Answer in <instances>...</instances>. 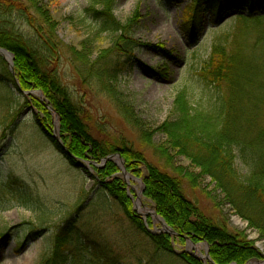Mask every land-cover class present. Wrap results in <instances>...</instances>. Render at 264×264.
<instances>
[{"label":"rangeland","instance_id":"1","mask_svg":"<svg viewBox=\"0 0 264 264\" xmlns=\"http://www.w3.org/2000/svg\"><path fill=\"white\" fill-rule=\"evenodd\" d=\"M177 2L119 0L115 16L120 21H126L136 10L139 11V21L134 30L138 48L132 56L119 58L109 53L117 36L100 33L93 13L88 12L93 7L92 0H44L57 23L56 34L61 46L60 55L53 61L49 60L50 69L55 70L58 79L67 87L93 137L102 143H113L119 148L126 146L139 152L150 164L171 174H176L174 169L192 171L191 162L184 157H175L172 161L174 169L168 168L167 160L154 152L138 129L124 120L116 103L95 84L93 70L80 67L81 63L74 60L69 48L77 49L79 55L87 53L93 68H104L107 63L110 66L125 65L126 69L117 82L119 92L144 123L145 130L151 135L149 141L154 145L164 144L166 137L157 129L174 120V100L181 90L188 92L190 101L199 109H208L209 101L215 102L213 88L207 87L200 78L213 45L227 36L230 44L236 38L242 41V37L247 36L243 26L233 18L236 13L223 8L217 14V23H211L209 10L203 14L200 25L196 26L198 40L195 41L183 30L186 11L192 1ZM255 4L262 5L264 11V0H255ZM96 9L100 7L96 6ZM243 13L247 14V10ZM15 33L24 41L34 39L32 30L18 19ZM5 62L9 67L8 61ZM15 82L19 91H15L12 85L5 90L0 86V115L2 105L13 100L12 94L24 100L21 105L29 102L30 106L17 108L22 110L20 118L7 133L3 134L0 128V238L4 236L0 245V264H43L44 259L51 256L56 235L67 224L82 232L84 239L80 242L82 248H86L79 255H72L69 264H138L151 248L124 209L95 180V167L103 166L89 161L92 165L80 162V167L73 166L54 138L57 128L61 138L60 117L58 125H54V115L40 102L38 93L41 92L23 91L19 81L15 79ZM33 100L39 101L52 115L50 130L40 123L44 116L31 105ZM45 101L49 104L46 98ZM116 162L117 165L119 161ZM121 162L117 165L118 174L127 185L132 212L142 218L145 227L147 223L146 229L150 232L164 233L158 219L150 215L155 208L144 197L143 179L126 169L130 177L140 181L128 179L119 167L124 165ZM237 166L243 174L247 172L240 161ZM195 172L198 174L200 171ZM10 176L15 179V184L9 183ZM184 190L188 199L216 224L226 226L230 232L243 233L252 242L262 258L248 264H264V239L236 214L225 195L220 190L216 191L210 178L200 179L195 187L185 181ZM147 219L151 221L150 227ZM169 235L174 239L178 237ZM186 240L183 245L177 241L174 243L176 254L196 255L194 257L205 264H211L197 257L205 255L208 245L194 244L189 238ZM120 256L125 259L117 261ZM142 263L147 264L146 260ZM165 264L178 263L169 261Z\"/></svg>","mask_w":264,"mask_h":264},{"label":"trees","instance_id":"2","mask_svg":"<svg viewBox=\"0 0 264 264\" xmlns=\"http://www.w3.org/2000/svg\"><path fill=\"white\" fill-rule=\"evenodd\" d=\"M92 1L93 7L88 12L93 13L98 31L117 36L109 53L119 58L132 56L138 48L134 30L139 21V11L136 10L123 22L115 16L119 0ZM186 1H192L186 11L183 29L188 37L192 36L197 41L196 26L200 25L203 14L209 10L211 23H217V14L223 8L236 13L233 18L243 26L247 36L242 37V41L236 38L231 44L227 36L213 45L200 78L207 87L213 88L215 102L209 101L208 109H199L190 101L188 92L181 90L174 100V120L157 129L166 137L164 144L154 145L149 141L151 135L145 130L144 123L119 92L117 82L126 69L125 65L110 66L107 63L104 68H93L87 53L79 55L73 47L69 48V53L81 63L80 67L93 70L95 84L116 103L124 120L138 129L154 152L167 160L168 168L174 169L172 161L175 157H184L191 162L192 171L174 169L176 174L165 172L150 164L139 152L126 146L119 148L113 143H102L93 137L67 87L58 79L55 70L50 69L49 60L53 61L60 55L61 46L56 34L57 23L44 0H0V48L15 56V75L0 56V86L5 90L12 85L15 91H19L17 79L23 91L43 93L60 117L61 138L71 156L63 153L71 164L80 167V162L89 161L103 166L95 167V180L124 209L151 248L138 264H143L144 260L147 264L169 261L205 264L188 253L174 252V243L177 241L183 245L187 238L194 244L208 245L215 264H248L262 258L252 242L243 233L230 232L226 226L216 224L200 211L186 196L184 183L189 181L195 187L200 179L210 178L216 191L220 190L225 195L236 214L264 239V11L262 5L255 4V0ZM96 6L100 9L97 10ZM244 10L247 14L243 13ZM16 19L32 30L33 40L24 41L15 33ZM12 96L11 102L2 105L0 128L3 134L18 122L22 111L18 109L30 106L29 102L21 105L24 100L16 94ZM31 105L41 112L44 119L40 123L50 130L53 120L49 110L37 100H33ZM46 134L51 138L50 132ZM59 148L62 150L60 145ZM113 155L120 157L129 173L143 179L144 197L153 203L156 213L177 234L176 239L167 233L150 232L142 218L132 212L127 185L119 177L117 165L111 160L103 165V161ZM238 161L245 165L246 173L239 170ZM196 170L200 172L196 174ZM8 181L15 184L11 176ZM147 221L150 227L151 221ZM81 234L77 227L67 224L56 235L51 256L44 259L43 264H69L72 255L86 250L80 242L84 239ZM3 238L2 235L0 245ZM124 259L120 256L116 260Z\"/></svg>","mask_w":264,"mask_h":264},{"label":"water","instance_id":"3","mask_svg":"<svg viewBox=\"0 0 264 264\" xmlns=\"http://www.w3.org/2000/svg\"><path fill=\"white\" fill-rule=\"evenodd\" d=\"M0 56L2 57V58H4L5 60H7L8 61V63H9V69H10V72L13 74V75H15V72H14V60H15V56L11 53V52H9L8 50H6V49H2V48H0ZM38 95H40L39 97H40V102L42 103V104H44L49 110H50V112L54 115V118H55V120H54V125H58V121H59V116H58V114L53 110V108L52 107H50L49 106V104L48 103H46V101H45V98H44V96L41 94V93H38ZM54 138L57 140V142L59 143V145L62 147V149H63V151H64V153L66 154V155H68V156H71V154H69V152H68V150H67V148L64 146V144H63V142H62V140H61V138L59 137V129L57 128L56 129V131H55V135H54ZM113 160L115 163H117L116 161L118 160L120 163H122L121 162V160H120V158L117 156V155H113V156H111V157H109L108 159H106V160H104V162H107V160ZM119 162H118V164H119ZM87 164H89V165H92L91 163H89V162H86ZM117 164V165H118ZM121 165H123V164H121ZM81 166V165H80ZM120 167V169L122 170V172H123V174L128 178V179H134V180H138V179H136V178H132V177H130L129 176V174L126 172V168H125V166L123 165V167L122 166H119ZM138 181H140V180H138ZM129 193V192H128ZM129 195H131L130 193H129ZM150 215L151 216H154V217H156L157 219H158V221L160 222V224H161V227H162V232H164V233H168V234H171V235H175V236H177V234L164 222V220L161 218V217H159L156 213H155V211L154 212H150ZM144 221H145V219H144ZM145 225H146V227H147V223L145 222ZM189 243L190 244H192V242L189 240ZM193 246H194V244H192ZM206 252H205V255L203 256V255H198L197 257H199V258H201V259H206L207 261H209L211 264H214L213 262H212V260H211V258H210V256H209V248L206 246V250H205ZM194 256H196V255H194ZM258 264V263H257Z\"/></svg>","mask_w":264,"mask_h":264},{"label":"bare ground","instance_id":"4","mask_svg":"<svg viewBox=\"0 0 264 264\" xmlns=\"http://www.w3.org/2000/svg\"><path fill=\"white\" fill-rule=\"evenodd\" d=\"M190 251V250H189ZM256 264V263H255Z\"/></svg>","mask_w":264,"mask_h":264}]
</instances>
